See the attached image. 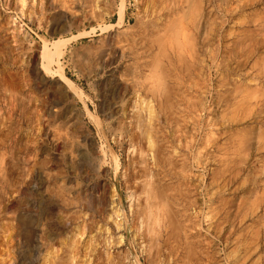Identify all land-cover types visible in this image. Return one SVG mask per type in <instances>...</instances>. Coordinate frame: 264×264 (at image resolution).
I'll use <instances>...</instances> for the list:
<instances>
[{"label": "rangeland", "instance_id": "374dc122", "mask_svg": "<svg viewBox=\"0 0 264 264\" xmlns=\"http://www.w3.org/2000/svg\"><path fill=\"white\" fill-rule=\"evenodd\" d=\"M20 1L0 0V264H63L72 234L75 264H264V0Z\"/></svg>", "mask_w": 264, "mask_h": 264}, {"label": "bare ground", "instance_id": "6f19581e", "mask_svg": "<svg viewBox=\"0 0 264 264\" xmlns=\"http://www.w3.org/2000/svg\"><path fill=\"white\" fill-rule=\"evenodd\" d=\"M21 2V6L22 7H24V2H25V0H21L20 1ZM18 4V3H17ZM173 23V22H172ZM172 26V25H171ZM166 29H167V27H166ZM168 29H169V27H168ZM170 29H174V27H172V28H170ZM17 30H18V28H17ZM169 31V30H168ZM176 31V30H175ZM170 32V31H169ZM178 32V31H177ZM161 33V32H160ZM164 34H165V31L163 32ZM157 34H159V33H157ZM174 34H176V33H174ZM179 34V33H178ZM161 35V34H160ZM162 37V36H161ZM154 39V38H153ZM157 39V38H156ZM162 39V38H161ZM67 40V39H66ZM66 40H62V39H59L58 41H55L53 44H52V48L51 49H49V47H48V45L45 43L44 45H43V47H42V58H43V60H44V62L46 61L47 63L46 64H44V68H46L47 70H48V72L49 73H51V74H57V73H61L62 72V69H61V67H60V62H59V60H60V58H61V56L63 55V48L65 47V45H67L66 43H68V40L66 41ZM174 40H175V38H174ZM70 41V40H69ZM163 41V40H162ZM151 42V41H150ZM164 42V41H163ZM176 42V41H175ZM165 43V42H164ZM177 43V42H176ZM180 46V44H176V46ZM178 46V47H179ZM178 49V48H177ZM179 49H180V47H179ZM162 52V51H161ZM160 52V53H161ZM164 52V51H163ZM174 53V52H173ZM168 55V54H167ZM172 55V54H171ZM163 56H164V54H163ZM165 57H166V54H165ZM169 59H171V58H169ZM156 60V59H155ZM157 61V60H156ZM155 61V62H156ZM161 62V61H160ZM168 63H169V61H167ZM184 62H186V61H184ZM183 62V63H184ZM57 64V66H58V70L56 71V72H53L52 71V69H51V65L52 64ZM164 64V63H163ZM186 64H188L187 62H186ZM153 65V64H152ZM162 65V64H161ZM157 66V65H156ZM169 66H170V64H169ZM163 68V67H162ZM191 68V67H190ZM170 70V69H169ZM157 71V70H156ZM156 74V73H155ZM152 77H153V75H152ZM159 77V76H158ZM189 77V76H188ZM163 79V78H162ZM160 81H162V80H160ZM165 81V80H164ZM180 83V82H179ZM153 85V84H152ZM165 85H166V83H165ZM151 88V87H150ZM149 90V89H148ZM154 91V90H153ZM168 91V90H167ZM170 92V91H169ZM176 92V91H175ZM172 94V93H171ZM158 97V96H157ZM168 96H166V98H167ZM163 99V98H162ZM170 99V98H169ZM150 101V100H149ZM149 101H146L145 99H141V98H138V99H136V101H135V104H134V107H135V112H136V124H137V134H138V136H139V138H140V140L144 143V145H145V148L147 149V151H149V152H154L155 151V149H156V147H155V137H156V134H155V136H154V127H153V121H154V117H155V114H154V110H153V107H152V105H151V103L149 102ZM161 101V100H160ZM166 102H167V100H166ZM171 102V101H170ZM167 104H169V102L167 103ZM167 104H164V105H167ZM168 106V105H167ZM164 109H166V108H164ZM175 109V108H174ZM177 111V110H176ZM166 116V115H165ZM174 116V115H173ZM172 120V119H171ZM156 132V131H155ZM161 134V133H160ZM159 140V139H158ZM141 142V143H142ZM157 146V145H156ZM74 147V146H73ZM65 150V149H64ZM158 152V151H157ZM102 156H104L105 154H106V151H104V150H102ZM146 154V153H145ZM152 155V154H151ZM158 155V154H157ZM169 155V154H168ZM166 156V155H165ZM105 157V156H104ZM165 158V157H164ZM96 160V162L98 163V165H100V167L101 166H103V157H101V158H99L98 157V160H97V158L95 159ZM162 160H164V159H162ZM169 163V162H168ZM174 164V163H173ZM175 167V166H174ZM117 169H118V164H117V160H116V166H115V170H116V172H117ZM173 169V168H172ZM175 169V168H174ZM114 170V171H115ZM176 170V169H175ZM179 170V169H178ZM157 172V171H156ZM179 172V171H178ZM184 172V171H183ZM118 173V172H117ZM157 173H159V172H157ZM181 174V173H180ZM100 176V175H99ZM63 181V180H62ZM160 183V182H159ZM180 184V183H179ZM62 188V187H61ZM158 188V187H157ZM156 188V189H157ZM168 188H170V187H168ZM60 190V189H59ZM148 190V189H147ZM58 191V190H57ZM156 191V190H155ZM149 192V191H148ZM147 192V193H148ZM160 192H162L161 193V197H163L164 196V193H163V191H160ZM164 192H166V191H164ZM156 193V192H155ZM59 194V193H58ZM152 194H153V192H152ZM184 194H185V192H184ZM154 195V194H153ZM166 195V194H165ZM171 197V196H170ZM183 197V196H182ZM152 198V197H151ZM153 198H155V196L153 197ZM184 198H185V196H184ZM162 199V198H161ZM163 199H164V197H163ZM165 199H167V198H165ZM183 200H185V199H183ZM176 201V200H175ZM180 201V200H179ZM165 202V201H164ZM167 202H168V199H167ZM162 203H163V201H162ZM161 203V204H162ZM114 204V203H113ZM148 204V203H147ZM158 204V203H157ZM109 205V204H108ZM169 205V204H168ZM162 207H164V206H162ZM168 207V206H167ZM178 207V206H177ZM182 208V207H181ZM171 209V208H170ZM101 210V209H100ZM151 210V209H150ZM152 210H154V209H152ZM161 210V211H160ZM159 210V212H160V215H161V218H162V223H163V228H165V229H168L169 227H171V228H173L175 231H178V229H180L179 227H178V222L179 221H176L175 219H172V220H170L171 221V223L169 224V226H168V221L169 220H167L168 219V217H166V215H165V213L163 214L162 213V210L164 211L165 209L164 208H162V209H160ZM146 211V210H145ZM156 211V210H155ZM167 211V210H166ZM105 212V211H104ZM147 212V211H146ZM145 212V213H146ZM178 212V211H177ZM185 212V211H184ZM107 213H108V211H107ZM143 213V212H142ZM168 213H169V211H168ZM187 213V212H186ZM108 214H110L112 217H114V219H118L119 218V211L117 210V209H114V208H111L110 209V211H109V213ZM156 214H158V213H156ZM170 214V213H169ZM172 214H174V213H172ZM143 215V214H142ZM148 215V214H147ZM146 215V216H147ZM151 215V214H150ZM149 215V216H150ZM152 216V215H151ZM170 216V215H169ZM111 217V218H112ZM156 217V216H155ZM174 217V216H173ZM145 218V217H144ZM147 218H150V217H147ZM142 219V218H141ZM157 220H158V218H156ZM182 219H184V218H182ZM108 220H109V218H108ZM142 221V220H141ZM160 221H161V219H160ZM169 221V222H170ZM147 223V222H146ZM145 223V224H146ZM157 224V223H156ZM159 225V224H158ZM170 228V229H171ZM187 229V228H186ZM150 230V229H149ZM154 230H156L155 228H154ZM174 231V232H175ZM147 232V231H146ZM174 232H172V233H174ZM185 232V231H184ZM188 232V231H187ZM150 233H152L151 231H150ZM162 233V232H161ZM180 233V232H179ZM178 233V234H179ZM189 234V233H188ZM187 234V235H188ZM195 234V233H194ZM170 235H172V234H169V236ZM180 235V234H179ZM77 235L76 234H72L71 235V238L69 239V243H68V246H67V248H66V250H67V254H66V260L64 261V259H62L63 260V262L65 263V264H75V262H76V255L78 254V252L76 251L77 249H75L76 247V244H75V241H73V238H75ZM161 236V235H160ZM174 236H176V235H174ZM173 237V236H172ZM180 237V236H179ZM195 238V237H194ZM185 239V238H184ZM187 240H188V238H187ZM178 241V240H177ZM184 241V240H183ZM174 242V241H173ZM172 242V243H173ZM189 242V241H188ZM187 242V243H188ZM186 242H183V244H185ZM171 244V243H170ZM178 244V243H177ZM191 244H192V241H191ZM190 243H189V245H191ZM199 245H200V243H198ZM78 245V244H77ZM187 246V251H188V254L189 255H191L192 256V254H193V246ZM159 246V245H158ZM157 246V247H158ZM179 246V245H178ZM194 246H196V245H194ZM170 247V246H169ZM172 247H173V245H172ZM184 247V246H183ZM191 247H193V248H191ZM171 248V247H170ZM174 248V247H173ZM185 248H186V246H185ZM183 249V248H182ZM167 250V249H166ZM169 250V249H168ZM186 250V249H185ZM197 250V249H196ZM79 251V250H78ZM169 251H171V250H169ZM199 251V250H198ZM177 252H178V250H177ZM186 252V251H185ZM161 253V252H160ZM187 253V252H186ZM75 254V255H74ZM174 254H175V252H174ZM188 256V255H187ZM197 256V255H196ZM82 257V256H81ZM180 259V258H179ZM192 259V258H191ZM181 260V259H180ZM188 260V259H187ZM198 260V259H197ZM47 261V260H46ZM80 261V260H79ZM173 261V260H172ZM185 260H183V262H184ZM190 261V260H189ZM195 261V260H194ZM198 261H200V260H198ZM197 261V262H198ZM45 262V261H44ZM48 263V262H47ZM63 263V264H64ZM177 263V262H176ZM199 263V262H198ZM45 264H46V262H45ZM87 264V263H86ZM178 264V263H177ZM188 264H190V263H188ZM193 264V263H192ZM200 264V263H199Z\"/></svg>", "mask_w": 264, "mask_h": 264}]
</instances>
